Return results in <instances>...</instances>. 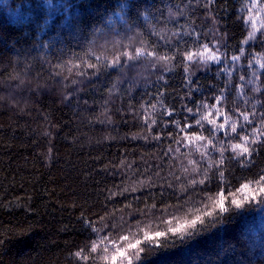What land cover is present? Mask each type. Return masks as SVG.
Wrapping results in <instances>:
<instances>
[{
	"label": "trees",
	"instance_id": "trees-1",
	"mask_svg": "<svg viewBox=\"0 0 264 264\" xmlns=\"http://www.w3.org/2000/svg\"><path fill=\"white\" fill-rule=\"evenodd\" d=\"M158 2L0 0V264H110L104 256L111 242L107 254L90 249L105 233L115 246L124 243L122 236L133 243L152 236L158 247L138 264H264V204L258 200L190 240L169 231L202 214L220 194L226 206L240 199V184L264 172V150L245 167L230 152L222 165L219 152L199 162L203 149L197 150L195 136L208 133L189 129L192 145H177L185 134L157 104L163 91L176 118L186 115L183 69L157 84L147 61L124 63L122 56L150 46L153 30L171 29L175 19L208 39L217 33L229 55L238 54L247 34L238 18L244 3L216 0L205 8L206 0L189 7L187 0H172L184 16L145 20L158 15L150 7ZM260 5L264 12V0ZM116 56L122 70L106 67ZM216 70L194 69L205 97L213 85L224 86ZM193 99L202 97L194 93ZM148 114L156 124L145 123ZM158 231L165 235L156 237Z\"/></svg>",
	"mask_w": 264,
	"mask_h": 264
},
{
	"label": "snow or ice",
	"instance_id": "snow-or-ice-1",
	"mask_svg": "<svg viewBox=\"0 0 264 264\" xmlns=\"http://www.w3.org/2000/svg\"><path fill=\"white\" fill-rule=\"evenodd\" d=\"M193 0H187L185 7L191 6ZM216 0H206L204 7L208 8L215 4ZM151 8L155 9L158 15L144 16L145 20L150 17L153 20H160L167 14L168 19H175L177 16H184V11L175 5L172 0H159L158 4H152ZM176 8V12L172 11ZM256 0L252 3H245L238 11L247 12V16L238 17L241 19L247 29V34L240 42L238 54L229 55L226 39L216 38L217 33H212L213 39H208V34L202 29L191 25H185L179 19H175L173 28H165L164 31L153 30L152 35L155 37L154 42L148 46L134 48L131 52L122 53L124 63L147 61L153 74L156 75V83L163 81L167 84L165 75L174 71L176 68L183 69L184 87L187 89L181 112L186 115L176 118L175 106H166L163 102L165 93L158 91L157 100L160 108L163 109L161 115L170 118V123L174 128L179 130L182 135L176 140L179 146H191L192 138L188 130L195 132L202 129L208 133L205 138L202 134L196 135L195 140L200 142L201 160L210 155V153L219 152V164L225 160V152H230L231 159L238 162L242 167L252 163L254 155L264 150V53L255 51L246 52L245 45L252 48L254 45L264 49V23L258 24L253 17V12H259ZM123 11V9H122ZM223 49V50H222ZM124 64L120 56H116L106 67L115 70H122ZM132 66V65H130ZM216 67V77L219 79L221 74L225 77L224 86L218 88L213 85L209 90V95L197 87L198 80L194 82V69L203 67L208 69ZM88 67H96L94 64ZM241 69H244L241 71ZM239 73L234 80V74ZM218 94H215L217 93ZM194 93H199L202 99L197 102L193 99ZM233 94L235 96L233 97ZM233 97V103L229 105V98ZM189 104L192 106L190 107ZM156 104H150V108L155 111ZM156 124V120L151 119L150 114L146 115L145 123ZM183 120V124H181ZM192 120L194 123H190ZM159 138V137H157ZM210 146V147H209ZM179 147L175 151H179ZM169 151H173L171 148ZM193 163H198L194 161ZM212 167V165H209ZM219 171V169H218ZM205 178L207 174L204 173ZM219 178L224 180L223 171H219ZM195 183V181H194ZM200 183H204L201 180ZM228 188L233 187L231 184ZM237 192L244 195L240 199H231L226 206L227 197L220 194L218 199L212 200L211 205H206L205 210L200 215H196L191 220L186 221L178 228H170L169 231L179 233V239L183 241L186 237L190 240L196 237L200 232H206L209 227L224 223L225 214L243 209L247 201H259L264 204V172L240 184ZM235 195V194H233ZM212 199V198H209ZM234 206V208H233ZM89 227L93 232L98 229L93 228L91 223ZM163 232H156V237L164 236ZM174 235L170 239H176ZM124 243L115 246V241L104 234L98 241L90 245L91 252L96 253L98 249L107 254L109 248L106 242H111L113 248L110 256L105 255L104 259L110 261V264H138L146 252H152L158 247L153 243L154 238L145 234L143 241L136 239L131 242L128 236L120 237ZM167 242V241H165ZM4 243L0 238V245ZM104 245L103 247H101ZM77 257L82 253L77 252ZM87 259V257H83Z\"/></svg>",
	"mask_w": 264,
	"mask_h": 264
},
{
	"label": "rangeland",
	"instance_id": "rangeland-1",
	"mask_svg": "<svg viewBox=\"0 0 264 264\" xmlns=\"http://www.w3.org/2000/svg\"><path fill=\"white\" fill-rule=\"evenodd\" d=\"M243 1V3H252V0H241ZM51 3V2H48ZM256 6L257 9H262L259 12H253V17L257 20L258 24L263 23V19H264V12H263V7H261L260 5V0H256ZM248 14L247 12H244V16L246 17Z\"/></svg>",
	"mask_w": 264,
	"mask_h": 264
}]
</instances>
